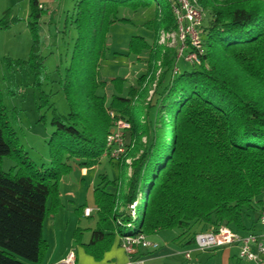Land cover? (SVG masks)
I'll list each match as a JSON object with an SVG mask.
<instances>
[{"label": "trees", "instance_id": "1", "mask_svg": "<svg viewBox=\"0 0 264 264\" xmlns=\"http://www.w3.org/2000/svg\"><path fill=\"white\" fill-rule=\"evenodd\" d=\"M198 3L212 13L200 33V62L174 73L175 50L163 55L156 42L133 36L129 54L140 57L149 51L153 70L127 91L124 78L113 79L109 101L100 93L107 83L99 78V67L111 26L129 22L118 16L119 9L154 8L158 23L145 26L174 32L179 26L174 1H76L71 20L77 37L63 82L69 113L54 111L48 167L24 161L17 171H2V159L18 150L7 137L13 131L0 99V264L43 261L49 248L44 222L61 207L68 160H81L83 168L98 165L118 120L130 126L125 130L131 133L130 144L126 141L118 162L128 168V176L124 188L110 181L113 192L105 176L106 182L95 187L98 221L92 241L84 245L88 254L100 260L117 237L169 229L182 230L179 237L189 244L197 233L220 226L242 234L255 231L264 210V202L257 200L264 192V0ZM47 13L40 0H30L28 24L35 43L29 59L18 65L42 66L38 26ZM9 20L7 14L2 18L3 29L19 21ZM192 51L190 46L187 53ZM251 212L259 214L257 220H251ZM79 244L82 230L77 229L74 245Z\"/></svg>", "mask_w": 264, "mask_h": 264}, {"label": "rangeland", "instance_id": "2", "mask_svg": "<svg viewBox=\"0 0 264 264\" xmlns=\"http://www.w3.org/2000/svg\"><path fill=\"white\" fill-rule=\"evenodd\" d=\"M50 1L52 2L47 3L40 0L44 8L48 10L38 26V55L42 57L43 64L40 68L32 69L16 63L18 60L29 59L35 43L34 33L28 24L30 0H0V21L6 14L10 22L14 18L19 19L11 23L9 29H3L0 24V99L13 131L7 137L18 150L13 157L7 156L2 159L1 169L4 172L17 171L24 161L38 167H48L50 164L48 142L55 130L52 125L54 111L61 115L69 113V106L63 92V82L77 37V31L71 20L77 0ZM199 7L202 10V19L197 30L203 33L212 19V13L209 9H204L201 4ZM118 16L129 19V22H117L111 26L107 38L106 57L99 67V78L107 83L106 88L100 93L105 94L109 101L115 92L111 82L113 79L124 78L127 91L130 86H137V80L142 75L151 73L153 70L149 51L144 52L140 57L129 54L128 46L133 36H144L152 45L156 42L158 48L161 47V51L163 50L161 54L165 53L164 50L167 53L175 50L177 57L173 66L179 70L192 66L184 57H178L180 44L176 31L155 32L156 29L145 26L150 21H154L155 25L158 23L159 14L154 8L133 11L130 8L121 7ZM189 50L190 46L185 49V53ZM125 137L130 144L131 133L127 132ZM100 160L98 165L88 167L87 177L81 175L83 168L81 160L76 158L68 160L71 168L69 173L62 177L61 187L62 202L66 205V210L76 213L78 206L84 203L94 207V187L106 182H102L101 176H105L109 182L108 191L113 192L116 189L110 181H116L124 188L128 168L119 167L118 162L121 160H113L109 156H102ZM130 162L131 160L128 159L127 163L130 164ZM67 184H71L72 187L67 188ZM68 189L74 195V202H71V198L66 194ZM257 200L264 201V192L258 196ZM251 214V220L258 219V213L251 212ZM96 215L95 212L94 218L84 222L93 224ZM246 221L249 224L248 219ZM163 231L172 236L182 233L180 229Z\"/></svg>", "mask_w": 264, "mask_h": 264}, {"label": "crops", "instance_id": "3", "mask_svg": "<svg viewBox=\"0 0 264 264\" xmlns=\"http://www.w3.org/2000/svg\"><path fill=\"white\" fill-rule=\"evenodd\" d=\"M44 1L47 3L52 2L50 0ZM81 175L87 177L89 169L82 168ZM62 185L63 178L60 184L61 207L56 214L49 215L44 222L43 234L49 248L40 264H54L63 259L71 250H74L76 254V264H130L132 262H134L133 264H254L250 260L240 259L239 250L234 246L213 252H200L196 249L194 243L189 244L184 237L180 238V234L172 236L165 231H159L155 235L148 236L152 242L159 245L156 250L141 248L134 255L129 256L122 247V237H117L112 248L100 260H97L86 252L84 245L89 244L93 239L98 214L96 212L97 215L93 224H86L84 221L94 218L95 212L91 217H85L83 210L88 206L93 207L92 205L89 203L81 204L76 209V213L66 210V205L62 202ZM66 186L67 188L72 187L71 184ZM67 192L66 194L71 198V202H74V195L69 189ZM93 204L95 207L94 193ZM77 229L82 230L83 245L75 246L74 233ZM263 229L260 224L255 227L256 232H261ZM187 251L191 254L190 259H187L184 255Z\"/></svg>", "mask_w": 264, "mask_h": 264}, {"label": "built area", "instance_id": "4", "mask_svg": "<svg viewBox=\"0 0 264 264\" xmlns=\"http://www.w3.org/2000/svg\"><path fill=\"white\" fill-rule=\"evenodd\" d=\"M173 13L178 20L176 37L180 44L178 57H184L190 64H198L199 54L203 53L201 36L197 27L201 25L202 10L198 0H173ZM192 46L194 51L186 52L185 49ZM179 71L174 69V73ZM114 117V113L111 112ZM130 126L128 123L118 120L115 122L114 129L107 137L106 152L104 157H111L119 160L127 151L125 140V130ZM99 208L86 207L83 210L85 217H91ZM259 224L264 228V210L260 214ZM194 245L200 252H213L225 247H236L239 250V258L250 260L254 264H264V229L261 232L251 231L245 234L236 232L227 226L212 228L208 231L199 232L194 238ZM122 247L129 254L134 255L139 249L156 250L159 245L152 242L145 234L137 236L122 237ZM187 259L191 258L189 251L184 253ZM134 262L130 263L133 264ZM54 264H76V254L71 250L63 259Z\"/></svg>", "mask_w": 264, "mask_h": 264}]
</instances>
